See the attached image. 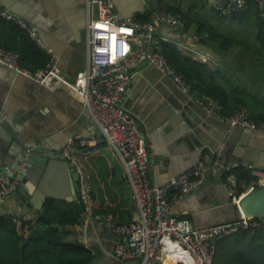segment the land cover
<instances>
[{"label": "crops", "instance_id": "obj_1", "mask_svg": "<svg viewBox=\"0 0 264 264\" xmlns=\"http://www.w3.org/2000/svg\"><path fill=\"white\" fill-rule=\"evenodd\" d=\"M114 1L124 16L145 14L162 4L158 0ZM224 1L163 0L184 11H195L218 31L235 39L237 44L229 50L220 49L211 40L202 42L200 37L208 38V33L199 36L195 29L186 32L183 28L165 24L159 28V34L165 41L173 43L185 57L206 65L213 72L220 71L218 80L227 90H246L252 94L259 100L260 106L250 102L243 109L264 117V56L259 52L260 22L257 10L255 6L246 5L241 11L224 16L215 9L217 3ZM0 7L24 20L36 32L46 47L44 49L38 45L41 53L46 58L50 55L49 50L57 55L58 65L68 79L74 80L81 70L87 68L88 13L85 0H0ZM4 22L2 20L0 23L1 41L20 47L21 41L15 44ZM191 44H206L219 59L193 50ZM32 55L36 57L37 54L33 52ZM40 63L39 59L32 60L31 65ZM238 98L239 95L234 93L230 108L238 105ZM121 102L136 116L143 131L151 136L153 153L149 173L153 180L165 183L191 171L204 154L209 157L204 185L175 203L174 214L189 219L197 229L235 221L231 220L229 212L239 198L236 178L228 181L223 177L220 180L216 163L222 160L232 163L227 172L248 150L251 157V152H263L264 157V130L247 132L230 129L183 93L168 75L153 64H144L135 69ZM0 109L7 112V119H13L9 124L12 134L29 143L48 140V147L54 150L64 148L65 154L72 137L81 136L90 140L87 147L75 146L72 152L70 150L73 159L89 175L92 201L83 222L66 227V239L91 250L94 264H123V260L113 253L120 237L111 233L108 225L124 224L138 218L133 189L115 149L109 143L96 141L101 137L100 131L82 99L65 87L39 84L0 63ZM11 143L12 140L0 137V166L4 162L2 154L9 150ZM30 182V178H25L21 181V192L0 202V214L13 210L20 218H23L22 213L24 218H29L42 210L34 212L32 193L40 189L34 184L29 186ZM258 184L263 183L256 178L248 190ZM49 185H57V195L65 196L69 192V183L65 186L60 179L52 180ZM175 195L176 192L171 193V200L174 201ZM49 198L62 203L75 202ZM76 201L79 202V192ZM214 204L227 210L214 212V208H211Z\"/></svg>", "mask_w": 264, "mask_h": 264}, {"label": "built area", "instance_id": "obj_2", "mask_svg": "<svg viewBox=\"0 0 264 264\" xmlns=\"http://www.w3.org/2000/svg\"><path fill=\"white\" fill-rule=\"evenodd\" d=\"M252 1L256 4L259 19L264 22V0ZM246 5L247 0H226L217 3L215 9L222 15H232ZM85 6L88 13V66L74 80L62 73L57 55L50 50L48 63L33 70L22 66L19 51L8 49L1 39L0 63L39 84L65 87L78 95L100 131L101 137L96 141L109 143L119 155L133 189L138 218L124 224L108 225V230L120 237L113 250L118 259H137L138 264H163L167 251L178 245L195 264H212L219 239L239 229L264 228V222L242 217L197 229L189 219L175 215L173 205L204 185L209 157L204 154L191 171L165 183L153 180L149 173L153 153L151 136L139 128L136 116L122 104V95L130 85L135 69L144 64H153L168 75L183 93L230 129L264 130V117L256 119L243 108L229 115L223 114L215 104L194 93L186 75L169 62L161 49L165 39L159 34V28L165 24L184 28L185 23L179 15L166 9H156L150 12L147 21L141 22L136 16L128 18L122 15L114 0H85ZM2 20L15 22L29 33L37 45L46 49L24 20L0 7V23ZM89 142V139L81 136L72 137L70 147L65 151L78 169L79 201L86 209L92 201L89 175L73 159L71 152L72 147H87ZM248 168L258 181L264 183V168L253 165H248ZM21 169H26L24 164ZM232 177L229 176L227 180L231 181ZM19 184L18 176L11 178L0 173V202L15 194ZM172 192H176L174 201L170 198ZM7 214L12 215L14 221L19 218L13 210ZM166 244L170 245L168 249Z\"/></svg>", "mask_w": 264, "mask_h": 264}, {"label": "trees", "instance_id": "obj_3", "mask_svg": "<svg viewBox=\"0 0 264 264\" xmlns=\"http://www.w3.org/2000/svg\"><path fill=\"white\" fill-rule=\"evenodd\" d=\"M158 1L162 3L161 6L137 15V19L145 22L152 10L166 9L182 18L185 23L184 31L195 29L199 36L208 33V38L202 37L203 35L200 37L202 42L211 40L223 50H229L237 44L235 39L218 31L211 22L200 17L195 11H184L163 0ZM247 6H255L257 10L252 0H247ZM4 21L3 24L7 26L15 44L21 41L20 47L4 43L8 49L19 51L21 65L33 70L44 67L49 57L46 58L41 53L29 33L12 21ZM259 22V52L264 56V22L261 19ZM161 49L169 62L186 75L194 93L215 104L223 114L229 115L250 102L256 103L257 107L260 106L259 100L246 90H227L218 80L220 71L213 72L206 65L185 57L173 43L163 41ZM33 52H36V57H33ZM37 59L41 63L31 65L32 60ZM234 93L239 95L238 105L230 108V99ZM251 115L256 119L263 118ZM229 176L236 178L237 197L244 194L256 179L246 165L228 170L224 175L225 180ZM85 215L86 206L81 201L62 203L53 198L47 199L42 210L29 218L19 217L14 221L12 215L0 214V264H94L95 259L91 250L86 249L81 243L66 239V227L81 224ZM212 264H264V228L239 229L219 239L215 245Z\"/></svg>", "mask_w": 264, "mask_h": 264}, {"label": "water", "instance_id": "obj_4", "mask_svg": "<svg viewBox=\"0 0 264 264\" xmlns=\"http://www.w3.org/2000/svg\"><path fill=\"white\" fill-rule=\"evenodd\" d=\"M125 17L131 18L133 15H125ZM190 46L193 50L205 54L212 59H219V56L213 51V49L206 44H191ZM87 112L89 113L88 110ZM7 115L8 114L5 110L0 109V137L12 140L9 150H5L4 153L2 152L4 162L0 166V173L11 178L16 176L20 178L17 192L22 191L23 186L21 181L25 180V178H30L31 182L29 186L31 184L39 186L40 190L38 192L35 190L36 192L34 191L32 193L34 204L30 199V203L33 204L35 213L42 209L44 201L49 197L76 201L79 192V173L73 161L64 154V148L54 150L46 145L49 143L48 140H36L29 143L22 137H17V135L12 134L11 128L9 129V124L13 119H7ZM138 126L143 131L139 124ZM246 135L247 134L244 136ZM242 145L246 147V144L243 142ZM253 153L254 152H251V157L249 155V150L246 151L242 157L237 159L238 161L235 162V167L239 165H253L255 167L264 168V157H262L263 152H260L259 154ZM222 161L219 162V164H221L220 167L219 165L217 166L220 180L223 179L229 166H232V163ZM22 164L25 165L26 169H21ZM66 178H68V180H66ZM56 179L62 180L63 185L65 186L69 183V192L67 195H57V185L50 187L49 182H52V180L55 181ZM60 187L62 186L60 185ZM232 205L231 211L229 212L231 220L241 219L242 217H252L264 222V183L251 187ZM27 206L30 207V205ZM211 208H214V212L217 210H227L226 207L223 208L219 204H214ZM21 210L23 212L25 211L23 208ZM24 216L25 215L22 213L21 217L24 218ZM122 263L138 264L139 262L137 259H134L123 260Z\"/></svg>", "mask_w": 264, "mask_h": 264}, {"label": "bare ground", "instance_id": "obj_5", "mask_svg": "<svg viewBox=\"0 0 264 264\" xmlns=\"http://www.w3.org/2000/svg\"><path fill=\"white\" fill-rule=\"evenodd\" d=\"M169 247L170 245L166 244V249ZM178 261H180L179 264H195L187 252L179 249L178 245H175L171 251H167V258L165 259L164 264L178 263Z\"/></svg>", "mask_w": 264, "mask_h": 264}, {"label": "rangeland", "instance_id": "obj_6", "mask_svg": "<svg viewBox=\"0 0 264 264\" xmlns=\"http://www.w3.org/2000/svg\"><path fill=\"white\" fill-rule=\"evenodd\" d=\"M164 264V263H163Z\"/></svg>", "mask_w": 264, "mask_h": 264}]
</instances>
